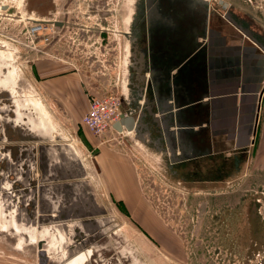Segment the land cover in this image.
Wrapping results in <instances>:
<instances>
[{"label":"rangeland","instance_id":"1","mask_svg":"<svg viewBox=\"0 0 264 264\" xmlns=\"http://www.w3.org/2000/svg\"><path fill=\"white\" fill-rule=\"evenodd\" d=\"M209 1L220 14L229 9L237 20L249 22L264 42V0ZM125 2L21 0L18 5V0H0V148L68 146L84 168L83 179L60 176L47 181L36 155V166L28 176L31 185H14L25 189L17 196V206L23 208L17 209L24 214L31 208L27 217L31 223L26 224V214L21 223L22 228L31 227L34 236L27 234L23 237L27 242L19 246L12 232H0V264H38V246L33 242L47 227L54 228L48 217L50 206L70 200L72 193L66 195V189L78 185L92 194L110 228L103 237L87 240L80 239L78 231L58 236L70 253L88 247L97 251L89 264H264V234L261 250L252 257L245 250L251 246L248 226L247 235L237 238L240 255H232L228 262L220 225L227 224L225 210L240 202L241 216L249 214L250 207L257 209L264 231V158L250 161L235 184L215 185L223 186L221 190L207 189L211 185L206 184H177L151 157L133 148L125 132L98 135L82 124L91 96L119 98L129 39ZM246 12L256 13V22ZM214 16L230 30L220 16ZM35 19L59 22L60 27L48 23L34 34ZM58 83L67 84L70 94L62 96ZM30 99L49 122L28 109L33 108ZM16 104L23 110L20 124L41 121L45 137L27 134L26 127L18 125ZM80 210L82 206L68 208L62 218ZM5 213L9 215L8 208ZM239 224L246 230L243 222Z\"/></svg>","mask_w":264,"mask_h":264},{"label":"crops","instance_id":"2","mask_svg":"<svg viewBox=\"0 0 264 264\" xmlns=\"http://www.w3.org/2000/svg\"><path fill=\"white\" fill-rule=\"evenodd\" d=\"M206 2L207 5L200 6L199 11L214 23L206 27L200 24L194 55H187L185 52L177 69L169 74L167 70L162 71L158 60L151 57L154 88L147 90V111L152 114L153 119L160 121L172 115L173 127H168L165 131L157 129L147 116V146L152 150L151 159L171 182L231 185L245 174L250 161L264 158V53L226 21L224 23L229 25L230 30L214 16H220L223 21L226 10L220 14L209 0ZM245 15L252 23L256 22V13L246 12ZM245 23L260 38L254 28L248 25L249 22ZM206 30L208 34L203 39ZM167 62L170 63L169 60ZM171 77H175L176 103L182 107L169 113H159L154 103V92L161 101L166 100L169 97L167 84L172 85ZM58 85L62 96L70 94L67 84ZM30 103L33 104V108H28L31 110L39 105L33 99H30ZM169 103H166L167 106ZM149 104H152L151 108ZM16 108L19 113L18 125L26 127L27 134L45 137L40 126L43 123L40 121L38 124L29 119L20 124V113L23 110L20 105ZM36 112L44 123L49 122L48 117L45 118L37 110ZM177 112L181 114L175 117ZM25 145L26 143H22V146ZM0 166L3 167L4 163ZM76 182L74 184H80ZM66 183L68 182L63 185ZM24 190L14 186L12 190L0 193V232H12L18 237L19 246L27 242V239L23 241L27 234L34 236L33 229L28 227L31 221L27 219L29 213H33L31 208H26L25 216L19 210L23 205L17 206L18 193ZM67 192L72 193L73 197L66 204L50 206L52 210L48 217L54 228L47 227L40 239L33 242L38 246V264H89L90 258L97 251L88 247L77 253H70L58 235L63 231H78L82 236L80 239L87 240L96 236L103 237L110 228L101 215L103 209L99 208L86 188L78 185L75 189H66V195ZM89 194L91 197H88ZM80 206L83 210L76 211L74 217L67 215L62 218L66 209ZM6 208L9 215L5 213ZM23 216L28 225L24 228L21 223ZM87 225L92 229H87ZM52 236L56 239L55 242L51 239Z\"/></svg>","mask_w":264,"mask_h":264},{"label":"flooded vegetation","instance_id":"3","mask_svg":"<svg viewBox=\"0 0 264 264\" xmlns=\"http://www.w3.org/2000/svg\"><path fill=\"white\" fill-rule=\"evenodd\" d=\"M20 4L21 0H18V5ZM125 5L128 13L126 33L129 39L125 51V73L119 93L122 111L120 120L133 119L137 122L140 113L144 112L146 118H143V121L146 122L149 57L153 56L158 60L160 63L159 68L162 71L167 70L169 67L177 69L178 63L185 52H187V55H194L198 45L200 24L202 23L206 27L214 22L201 15L199 0H126ZM228 11L231 13L229 9ZM48 23H52L53 27H60L59 22L35 19L33 21L34 34H38L43 26H47ZM243 25L246 26L245 23ZM207 34L206 30L204 36L207 37ZM168 60L170 63L167 62ZM192 184L200 185L203 183ZM206 185H211L208 186L210 188H207L211 190L224 189L223 186L216 187L212 183ZM254 201L259 203L258 199H254ZM256 210L250 207L249 214L241 216L240 202L225 210L224 216L227 224L223 228V222L221 221L220 225L224 232V252L228 257V262H230L232 255H240L241 250L239 243L237 244V238L247 235L248 226L251 228L249 242L251 246L245 249L248 252L247 254L253 257L261 250L264 234L263 220L261 216H258ZM240 222L244 223L246 230H241Z\"/></svg>","mask_w":264,"mask_h":264},{"label":"water","instance_id":"4","mask_svg":"<svg viewBox=\"0 0 264 264\" xmlns=\"http://www.w3.org/2000/svg\"><path fill=\"white\" fill-rule=\"evenodd\" d=\"M207 2L206 0H199V5L201 7H204L207 5ZM223 20L226 21L237 32H239L243 37L247 38L249 41L254 43L264 53V42L260 38H258L257 35H255L251 29L244 26L243 23L237 21L228 10H226V12L224 13ZM205 38L206 36H203V39ZM151 57H149L148 59L149 69L147 76V90L154 88L153 85L154 75H153V71L150 68V66L153 63V59ZM174 70L175 67H169L167 69L168 74L173 72ZM174 78L175 77L170 78L172 85L167 84L169 97L167 96L166 100L161 101L159 98H157L156 92H154V98H155L154 103L159 113H169L174 109L176 111L182 107V105L179 106V104L176 103L175 100ZM262 95L263 92L261 93L260 98L262 97ZM167 102L168 103L170 102L169 106H167L166 104ZM151 107L152 104H149V108ZM146 112H148L147 116L151 119V124L157 129L162 128L165 131L166 128L173 127L171 122L172 115L164 117L160 121L157 119H153L152 114H150L149 111ZM180 114L181 112H177L174 116L178 117ZM143 118H146V115L144 112H141L137 122L133 121V119L119 120L114 125V129L117 132L128 133L129 136L127 137V141L140 154H142L147 158V156L148 157L152 156V150L147 146V121L146 122L143 121ZM178 126L179 125H177V127ZM72 151L73 150L68 146L62 147L57 144H49V145L44 144V145H39L38 147L29 146V147H21L16 149L12 147H3V148L1 147L0 164L4 163V166L3 167L0 166V193H4L12 190L16 182L24 187H28L31 185L28 176L36 166V155L38 158V164L43 172V175L47 177L46 179L47 181L55 179V178L53 179H49V178L52 177L57 178L60 176L63 177L75 176L79 179H83L84 168L79 162V160H77V157ZM71 156L73 157V159H71ZM10 175L14 176L13 180L9 178ZM39 255L42 257V252H40Z\"/></svg>","mask_w":264,"mask_h":264},{"label":"built area","instance_id":"5","mask_svg":"<svg viewBox=\"0 0 264 264\" xmlns=\"http://www.w3.org/2000/svg\"><path fill=\"white\" fill-rule=\"evenodd\" d=\"M33 33H35V30H33ZM121 116L122 111L117 96H91L88 109L83 115L81 122L95 134L100 135L107 131L116 132L114 125L120 120Z\"/></svg>","mask_w":264,"mask_h":264},{"label":"bare ground","instance_id":"6","mask_svg":"<svg viewBox=\"0 0 264 264\" xmlns=\"http://www.w3.org/2000/svg\"><path fill=\"white\" fill-rule=\"evenodd\" d=\"M35 110H37L38 112H40V114H42V116H43V113H42V111L39 108L36 107ZM126 134L128 135V133H126Z\"/></svg>","mask_w":264,"mask_h":264}]
</instances>
